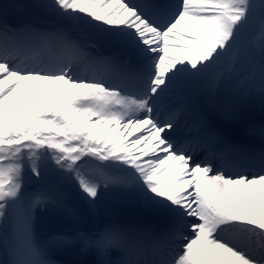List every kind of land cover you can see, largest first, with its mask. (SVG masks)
I'll use <instances>...</instances> for the list:
<instances>
[{
  "label": "snow or ice",
  "instance_id": "6c2138e0",
  "mask_svg": "<svg viewBox=\"0 0 264 264\" xmlns=\"http://www.w3.org/2000/svg\"><path fill=\"white\" fill-rule=\"evenodd\" d=\"M34 6L48 19L15 26L0 3V264H56L75 246L96 264H264V149L225 144L201 117L181 137L190 106H161L197 79L215 89L248 59L241 36L257 21L261 63L241 98L264 101V0ZM49 174L59 183L33 179ZM116 190L155 223L76 226L77 206ZM41 218L50 227L38 240Z\"/></svg>",
  "mask_w": 264,
  "mask_h": 264
},
{
  "label": "bare ground",
  "instance_id": "6f19581e",
  "mask_svg": "<svg viewBox=\"0 0 264 264\" xmlns=\"http://www.w3.org/2000/svg\"><path fill=\"white\" fill-rule=\"evenodd\" d=\"M25 1L28 3V7L32 8L36 14V22L32 21L31 23H38L48 19L46 13L34 6L38 0ZM256 2L259 3V0H256ZM0 3H8L10 5L9 13H17L14 12V5L10 3L9 0H0ZM22 11L26 12V9L22 7ZM81 27L85 32L89 31L87 26ZM260 38L261 34L260 30H258L256 36L243 46V48L248 50V59L241 57L240 64L237 65L236 70L232 73H225L222 82L211 92H209L204 80L197 79L190 85L186 86V90L182 91L181 94L172 95L170 96V99L169 96H166L161 101L162 108L172 107L174 103L180 104L185 102L190 106V114H192L191 119L189 118V114L180 122L178 127L180 132L190 136V134H192V119L195 117H201L212 125L216 123V126L214 127H216L219 132H227L229 134L236 133L237 135L240 134L244 140L246 138L260 135V129L264 126V101H262L259 94L255 92L247 95L243 99L241 98L245 88L256 83V80H249L247 78L251 75L254 69H258V66L261 63V56L259 52ZM101 50L108 52V54H111L112 52V49L104 45H101ZM229 79H231L229 81L231 82L230 84H228ZM238 84L241 86L237 90ZM230 92H233V96L227 99L226 95L230 94ZM219 104H223L230 109L234 108L237 113L236 117L234 119H229L221 115L218 109ZM249 140L253 139H248V141ZM255 146L256 145L250 147L249 145H245L242 148L244 150H254ZM112 193V196L108 195L100 199L99 209L97 207L94 209H87L83 206H77V212L80 215V220L79 224L76 226L82 230L95 231L103 225L109 224L106 220L102 219L100 212L105 204L113 199L112 197H119V199L122 200L124 205L123 208H125L126 211L137 213V217L133 219L131 224L144 221L152 222L144 216L134 202L121 195L118 190L112 191ZM49 227L50 225L45 223L43 218L38 219L36 223V237L38 240H42L45 237ZM112 253L116 254L115 252ZM112 253H110L106 258L115 259L117 256L115 257ZM51 258L55 260L56 264L61 262L66 264H96V260L98 259L95 253L91 251H83L78 246L70 249L58 250L52 254ZM8 259L9 257L6 249L3 244L0 243V261L3 262Z\"/></svg>",
  "mask_w": 264,
  "mask_h": 264
},
{
  "label": "rangeland",
  "instance_id": "374dc122",
  "mask_svg": "<svg viewBox=\"0 0 264 264\" xmlns=\"http://www.w3.org/2000/svg\"><path fill=\"white\" fill-rule=\"evenodd\" d=\"M9 2L14 5V12H17V13L16 14L9 13L8 17L11 18V19H13V18L20 19V22H19V24L17 26H20L22 24L31 23L32 21L36 22V19H35L36 18V14H35V12L33 11L32 8L28 7V3L25 0H9ZM22 7L26 9V12L22 11ZM253 24H256V28L254 30L251 29V25H253ZM249 29H250V31H249ZM258 30H259L258 21L254 22V23H251L244 30V32L242 33V36H241V45H242V47L245 46L246 43L249 40L253 39L256 36V34L258 33ZM247 36L249 38H247ZM223 63H224V66L227 67L229 62L225 61ZM230 80L231 79L228 80V84L231 83V82H229ZM185 90H186V88L183 91H185ZM232 96H233V92H230V94L226 95V98L228 99V98H230ZM169 99H170V96H169ZM175 105H177V103L173 104V106H175ZM33 179L34 180H38L39 182L45 183V184H48V185H55V184L59 183V178L57 176L53 175V174H49V175L45 176L43 178V180H40V178H35V177ZM112 194H113L112 191H107V192H105L102 195V197L108 196V195L112 196ZM112 198L113 199L111 201H109L108 203H106L105 206L102 208V211L100 212V215H101L102 219L106 220L109 224H115L114 221H113L112 214L108 211L109 206L111 204H118L119 206H122V208L124 207V205L122 203V200L119 199V197H112ZM100 199H99V201H98V203L96 205V207L98 209L100 208ZM125 212H126V210H125ZM126 213L132 216V220L135 219V217H137V213H135V212H128L127 211ZM132 220L127 222V223L128 224L131 223ZM43 221L49 225L47 220L43 219ZM127 223H124L122 225H125ZM60 264H62V263H60Z\"/></svg>",
  "mask_w": 264,
  "mask_h": 264
},
{
  "label": "water",
  "instance_id": "95a60500",
  "mask_svg": "<svg viewBox=\"0 0 264 264\" xmlns=\"http://www.w3.org/2000/svg\"><path fill=\"white\" fill-rule=\"evenodd\" d=\"M112 212L117 216L119 213V209L117 207H112Z\"/></svg>",
  "mask_w": 264,
  "mask_h": 264
}]
</instances>
